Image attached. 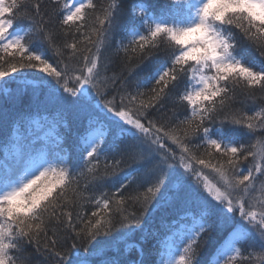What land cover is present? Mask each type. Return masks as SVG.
<instances>
[{
	"label": "snow or ice",
	"instance_id": "1",
	"mask_svg": "<svg viewBox=\"0 0 264 264\" xmlns=\"http://www.w3.org/2000/svg\"><path fill=\"white\" fill-rule=\"evenodd\" d=\"M42 3L0 0V90L85 123L70 148L57 119L50 146L20 135L25 117L40 125L38 111L4 136L0 264H31L33 246L55 264H127L104 258L106 246L118 251L137 232L146 241L161 210L171 219L153 264H195L213 238L215 264L264 261V104L233 107L237 90L253 102L264 94V0H134L127 11L118 0H51V16ZM113 47L127 76L109 74L103 52ZM170 94L186 105L183 119L161 112ZM85 204L94 210L74 218Z\"/></svg>",
	"mask_w": 264,
	"mask_h": 264
},
{
	"label": "trees",
	"instance_id": "2",
	"mask_svg": "<svg viewBox=\"0 0 264 264\" xmlns=\"http://www.w3.org/2000/svg\"><path fill=\"white\" fill-rule=\"evenodd\" d=\"M71 0H69V3ZM110 0H95L97 4V8H101L102 6H107ZM121 6V10L127 11L131 8L134 0H118ZM153 2L161 3L162 0H153ZM53 10V5L51 0H43L42 3V11H46L51 16ZM92 17L90 16V22ZM50 27H56L55 24L50 25ZM59 31V29H56ZM64 37L59 36L58 41L60 43L63 42ZM69 41H71L72 37H68ZM237 39L239 40V34H237ZM239 51H242L249 61L255 63L256 67L259 68L260 60L259 54L255 51L254 48L244 44ZM103 55L109 59H111L112 63L109 68V74L113 72L120 73L123 71L124 75H128L127 67L124 64V57L121 53L119 56L115 54V49L110 48L106 49L103 52ZM51 56V53H49ZM161 58L163 53L160 54ZM55 60V58L53 57ZM137 61H133V64H136ZM147 63V62H145ZM154 65L149 64L147 67L141 65V69L138 70L140 76H145L150 71L151 67ZM11 88H14L15 85H11ZM237 95V100L233 107L241 108L249 112L255 110L258 106L264 104V99H262V95L259 91L256 92L257 99L253 102L251 99L239 95V90ZM38 111L40 119V125L32 123L29 125L27 123V117H25V124L20 129L21 136H29L31 139L39 138V143L37 147L40 146H50L52 140L56 134L57 129H55L52 125L54 119L60 120L63 124V127L59 129L62 134L67 135V141L65 143L66 148H70L73 140L76 138L77 134L82 131L83 124L85 121L79 117H77L73 112H61L59 106L53 104H40L37 106L35 103H30L29 98L25 96L22 100H19L13 103L11 100H5L3 98V92L0 90V163L3 162V139L6 134H10L13 128L14 122L17 120L18 115L20 113H28L31 112L34 116ZM164 116L173 117L174 120L183 119L184 115L187 112L186 105L175 102L174 95L170 94L169 98L164 101V106L161 110ZM158 117H160L161 113H156ZM47 117V121L43 118ZM47 137V139H44ZM203 151V149H200ZM247 166V164L245 165ZM103 167V161H102ZM208 171V170H206ZM127 172V168L123 169L121 175ZM143 175V172L141 173ZM120 182H123L122 180ZM83 183V182H82ZM117 187L119 184L117 183ZM135 189V185L128 188L124 195L127 196L129 193L133 192ZM109 190L113 191L110 185L105 188L98 189L94 194L98 195L99 191ZM93 209L91 204H85L83 209L74 208L73 214L75 218V213L77 211L90 213ZM128 210L129 211H139L138 207L131 201L128 202ZM171 218L167 216L164 210H161L156 213L153 218V221H150L146 226L145 235L148 237L147 240H143L139 232L136 233L135 236H132L126 242H123L119 245V250H115L114 248L106 246V255L104 258L106 259H119L120 261H126L127 264H139L140 261H143V264H153L154 261L158 260V252L159 245L158 241L162 240L165 237V227L164 225ZM123 230L118 229L113 233V238L120 234ZM51 234V233H50ZM101 240H105L107 238H99ZM95 243V242H94ZM127 244H133L134 246L130 250H125ZM202 247L199 249V253L196 256L195 264H215V252L218 247V244L213 238L211 241L204 243L202 241ZM91 247V246H89ZM28 253L31 254V264H55L54 258L50 257L48 253L44 252L43 246L39 252L35 250V247L28 248ZM81 254H83V250H81ZM237 264H243V262L238 261ZM258 264H264V261L258 262Z\"/></svg>",
	"mask_w": 264,
	"mask_h": 264
}]
</instances>
